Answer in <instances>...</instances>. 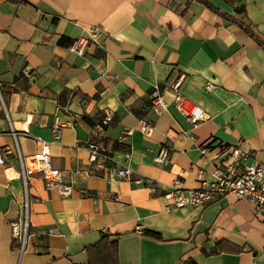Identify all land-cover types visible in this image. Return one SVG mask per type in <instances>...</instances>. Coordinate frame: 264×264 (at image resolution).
Here are the masks:
<instances>
[{"label": "crops", "instance_id": "crops-1", "mask_svg": "<svg viewBox=\"0 0 264 264\" xmlns=\"http://www.w3.org/2000/svg\"><path fill=\"white\" fill-rule=\"evenodd\" d=\"M210 2L264 42V0ZM89 26L99 29L96 42L84 56L70 53ZM181 75V95L204 113L196 124L172 104L170 85ZM154 85L167 102L159 115L150 108ZM0 92V264H264V219L247 200L228 194L165 211L161 196L175 182L199 186V168L212 180L199 151L206 143L239 147L246 165L264 164V47L238 25L195 0H0ZM105 108L113 121L102 140L115 162L123 160L115 140L134 130L123 141L133 182L85 172L84 144ZM55 116L63 127L50 163L72 195L46 189L39 173L27 176L29 233L20 249L10 225L23 193L16 152L31 156L50 141ZM141 118L154 125L149 137L138 132ZM163 145L167 165L155 161ZM142 177L158 188L138 184Z\"/></svg>", "mask_w": 264, "mask_h": 264}, {"label": "built area", "instance_id": "built-area-1", "mask_svg": "<svg viewBox=\"0 0 264 264\" xmlns=\"http://www.w3.org/2000/svg\"><path fill=\"white\" fill-rule=\"evenodd\" d=\"M85 36L81 35L74 38L66 47L67 50L78 56H84L85 48L89 41L96 42L99 29L95 26L84 28ZM183 76H179L171 85L170 89L174 93L172 100L173 107L180 112L191 123L196 124L204 119V113L200 108L189 106L185 98L181 95L179 87ZM214 88L212 82L205 83V90L211 91ZM164 90L154 85L150 92V108L159 115L166 111L167 102L164 99ZM1 101V92H0ZM2 103V102H1ZM113 121V112L105 108L102 110L100 119L99 131L96 136L89 139L84 144L87 151V167L85 172L90 176H95L104 179L106 182L111 181H129L131 180L132 170L128 166L130 159V148L123 145V141L133 133V129L124 130L115 140V144L120 148L123 160L121 163L115 162L112 156V150L106 146L103 138V130ZM63 125L60 123L57 116L53 118L50 130L51 140L42 141L41 148L38 152L31 156H21L16 152V157L19 162V170L15 175L22 180V199L20 204V216L17 220L11 222L12 239L18 243L20 249L29 233L28 212H29V196L27 189V176L39 173L44 180L46 189L55 188L63 197H71L72 186L70 183L63 181L62 174L59 170L53 168L50 163L49 146L52 142L60 139V131ZM154 129L152 121L145 118L139 120L138 132L145 137H149ZM10 133L15 136V133L10 128ZM40 140L39 138H37ZM210 144L206 143L199 147L202 156H206L211 163L212 171L211 181H205V171L199 168L196 172V179L199 186L195 188H183L177 182L173 183L167 189L163 190L162 202L165 211H172L190 207H204L209 203L224 197L228 194H233L240 199L247 200L253 211L259 214L264 219V164L253 163L246 165L249 154L240 150L239 147L218 145L209 150ZM170 150L167 146H161L155 158V161L162 165L169 163ZM209 153V155H206ZM3 159L0 156V164ZM136 182L140 185L156 190L157 183L150 178H139ZM84 193V192H83Z\"/></svg>", "mask_w": 264, "mask_h": 264}, {"label": "trees", "instance_id": "trees-1", "mask_svg": "<svg viewBox=\"0 0 264 264\" xmlns=\"http://www.w3.org/2000/svg\"><path fill=\"white\" fill-rule=\"evenodd\" d=\"M195 1L202 4L203 6L208 8L210 11H212V12L216 13L217 15L223 17L224 19L238 25L242 29V31H244L249 37H251L252 39H254L256 42H258L259 44H261L264 47V42L251 31L249 26H246L244 23L235 19L233 16H229L228 14L220 11L219 9H217L215 6H213L211 4L210 0H195ZM235 11L237 13H243L244 8L241 6V7L236 8ZM116 146H118V145L116 144ZM144 234L149 235V236H153V237L159 239V236L156 233L144 231Z\"/></svg>", "mask_w": 264, "mask_h": 264}]
</instances>
